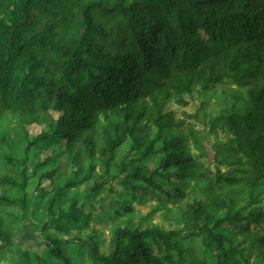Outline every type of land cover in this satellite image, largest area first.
<instances>
[{
	"label": "trees",
	"instance_id": "1",
	"mask_svg": "<svg viewBox=\"0 0 264 264\" xmlns=\"http://www.w3.org/2000/svg\"><path fill=\"white\" fill-rule=\"evenodd\" d=\"M224 79L247 96L210 122L213 171L167 106ZM153 201L182 228L136 225ZM29 218L18 264H264V0H0V264Z\"/></svg>",
	"mask_w": 264,
	"mask_h": 264
},
{
	"label": "rangeland",
	"instance_id": "2",
	"mask_svg": "<svg viewBox=\"0 0 264 264\" xmlns=\"http://www.w3.org/2000/svg\"><path fill=\"white\" fill-rule=\"evenodd\" d=\"M246 96L247 88H239L231 83L228 79H224L222 84H216L212 86L210 85L205 90L198 88L196 93L186 96L184 99V101L187 102L186 106L178 105L173 102H170V104L167 106V111L174 114L175 120H184L187 124L202 129L203 132L206 131V137L203 141V144L206 147L208 153H210V158L208 161L206 160V164L210 165V168L213 171H215V165L213 164V157L216 149L215 147L219 141H224V136H222V134H209L210 122L220 115L227 113L228 110L232 108L237 110V108L242 105V101ZM53 118L56 119L57 114L53 113ZM43 129L44 127L41 128L37 125H32L29 127V136L35 138L41 131H43ZM57 152H59V150H57ZM44 157L45 156L41 158L43 159ZM64 158L65 162L62 163V172L64 169H67L68 171L65 175H69V173L71 174L73 167L68 168L69 164L67 163V158ZM36 162L39 163L38 160H36ZM54 167L55 165H52L49 168V171L53 170ZM86 168L87 165L85 164L84 169ZM221 171L226 172L229 170L226 167H222ZM175 180L176 178L170 179L171 182L177 183ZM93 181L87 184L86 187H90ZM44 187H47V184H45ZM29 193L32 197L34 196V198L39 197L33 188L30 189ZM79 193H83V190H79ZM156 205V201H153L144 206L136 207V211L133 213L134 218L133 215L131 216L132 221L138 225L145 218L149 217V219H147L146 222L141 225V229L155 224L163 227L165 230L172 228H182L181 225L173 219L166 223L164 221L165 213L163 210L150 215L153 209L156 208ZM86 211H90V209H86ZM167 217L172 218L171 216ZM99 219H102V216H99ZM126 220L127 217H123L117 221V224L123 225L122 223H125ZM93 226L98 230L99 238L104 241L106 246L109 240L110 224L107 223L106 220H103L102 222H93ZM68 227L69 225L66 224L64 229H68ZM39 229L40 224H38V222L32 218L24 220L22 223H20L16 233L14 247L12 248L15 259H11L8 256V260L2 264H18L19 261H21V258H24V254H26V256L41 255L43 253V238L39 233ZM253 229L255 231L264 232V224L260 223L256 226H253ZM239 243H242V240H239ZM243 246L246 247L245 244H243Z\"/></svg>",
	"mask_w": 264,
	"mask_h": 264
}]
</instances>
